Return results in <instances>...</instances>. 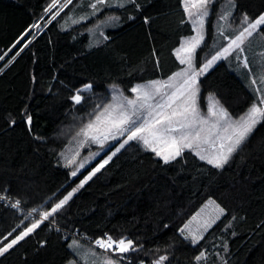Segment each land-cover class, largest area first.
Returning <instances> with one entry per match:
<instances>
[{"label": "trees", "instance_id": "trees-1", "mask_svg": "<svg viewBox=\"0 0 264 264\" xmlns=\"http://www.w3.org/2000/svg\"><path fill=\"white\" fill-rule=\"evenodd\" d=\"M64 1L46 13L52 0H0L2 51L37 20L46 23L18 55L25 39L11 52L15 58L0 74L3 243L42 219L116 147L112 144L75 177L62 159L74 133L112 99L113 85L132 94L140 82L169 78L183 67L176 49L195 31L183 0H136L138 8L110 5L70 26L64 25L70 15L92 9L72 0L52 20ZM234 5L229 0L210 5L204 41L195 54L197 67L227 43L218 30L221 15L231 10L228 30L234 36L242 14L255 19L264 12V0H234ZM108 18L106 36L95 40L92 26ZM256 35L264 37V27ZM235 66L230 58L218 61L200 77V89L203 102L213 94L239 116L256 103L257 93L247 72ZM89 84L81 103H75L72 97ZM29 115L30 126L25 122ZM210 198L225 213L193 244L180 229ZM9 199L19 200L21 207ZM106 235L132 240L137 250L127 254L137 263L154 264L166 256L163 264H249L264 246V122L222 169L191 150L164 163L142 142L130 141L53 217L0 256V264H67L75 258L72 238L89 243ZM201 253L206 258L197 261Z\"/></svg>", "mask_w": 264, "mask_h": 264}, {"label": "snow or ice", "instance_id": "snow-or-ice-1", "mask_svg": "<svg viewBox=\"0 0 264 264\" xmlns=\"http://www.w3.org/2000/svg\"><path fill=\"white\" fill-rule=\"evenodd\" d=\"M59 2L60 0H52L51 5L45 9V12H50ZM71 3L72 0H66V3L61 5V10ZM125 3H132L135 7H139L136 0H120L119 6L122 7ZM213 3H215V0H183L185 12L194 26L196 36L185 40L184 44L177 49L178 59L182 65H185L181 71L175 73L166 82L151 81L148 84L133 87L131 91L136 94L135 99H128L119 95L113 96L112 99L115 103L108 104L94 122H89L81 129L79 135L101 145L109 136L116 139L117 134L120 136L126 134V138L119 144L115 152H112V155L104 159L102 163H99L84 177L78 188H82L84 184L91 180L111 160L112 156L130 141L142 142L146 149L151 150L157 156H162L164 163H169L171 160L182 156L185 150H191L200 160L222 169L228 163L231 155L245 142L256 126L264 122V96H257L258 103H253L238 119H233L228 111L220 105L219 101L211 96L207 98L212 101L208 106L207 116L201 114L199 108L200 77L216 62L222 59L226 60L234 53L235 58L240 60L245 51L243 46L246 41L254 34L259 33L261 28L264 27V13H261L255 19L249 17L246 13L242 14L240 27L236 34L233 37H225L227 40L226 46L217 50L215 54L211 55L197 68L195 54L204 41L205 22L210 15V5ZM98 5L110 6V0H95V3H91V8L94 10L93 14L98 10ZM229 5L234 8V0H229ZM59 15L60 12L57 11L51 19L55 20ZM230 15L231 13L221 15L219 19L227 21ZM39 27V23H34L31 26L35 29ZM218 30L219 34L223 36L224 26L221 25ZM18 54L19 52L16 53V55ZM2 59L3 56H0V60ZM243 64L244 67H248L247 57H244ZM259 80L264 85V72L260 74ZM256 83L255 79L251 81L252 86ZM91 87L90 84L85 85L80 92H87ZM253 91L256 94L261 89L254 87ZM80 92L72 97L77 104L81 103L82 100ZM101 116L106 117L103 129L98 126L101 122ZM31 119L30 115L26 117L25 122L29 126L31 125ZM9 123L15 124V121H9ZM78 154L77 152L66 158L69 166L76 163ZM84 167V163H79L77 169L71 172V176L75 177L78 170ZM78 188H74L54 207H51L50 211L44 212L42 219L32 223L30 227H26L9 242L3 243L0 241V256H4L10 249L39 228L44 221L53 217L78 191ZM3 198L5 197L0 195V199ZM19 203V201H16L12 206L19 207ZM223 211L222 208L217 206L214 210L215 214L205 219L198 229L193 231L190 225L186 224L180 229L181 234L186 233L185 239H189L193 244L199 243L203 239L202 231L210 228L216 219L223 214ZM9 236H12L11 232L4 237V240H8ZM95 244L105 252L111 251L118 254L137 250L132 240H114L107 235L96 239ZM75 245L76 242L73 241L69 246L74 247ZM205 258L204 253H201L196 257V260L200 261ZM165 260H167V257L161 256L154 264H163ZM105 264H114V261L109 258Z\"/></svg>", "mask_w": 264, "mask_h": 264}, {"label": "rangeland", "instance_id": "rangeland-1", "mask_svg": "<svg viewBox=\"0 0 264 264\" xmlns=\"http://www.w3.org/2000/svg\"><path fill=\"white\" fill-rule=\"evenodd\" d=\"M113 1L114 0H110V5H113L114 4ZM76 2H78V5H80V4L81 5L86 4V5H88V7H90V9H92L91 8V3H95V0H78ZM65 3H66V0L62 3V5L65 4ZM67 7H64V8H67ZM105 7H106L105 5H98V10L95 11V14H93V11H94L93 9H92V12H90V13H88L87 11H81L79 14L78 13H76V14L73 13L72 15L69 16V18L67 20V23L64 24V25L65 26H70V25H73L74 23H77L79 21L86 20V19L90 18V16H93V15L98 14ZM58 11H61V7L58 9ZM193 11H195V10L193 9ZM230 12H231V10L227 11L225 14H228ZM229 18H230V16H229ZM111 21H112V19H109L108 18L107 20H105V22L103 20V21L97 23L96 25L92 26L93 27L92 28V34L95 37L98 38L102 32L103 33L105 32L106 28L108 27V25L110 24ZM40 22L41 21H39V20L36 21V23H39L40 24V27L38 29H40L41 26L44 25V24H42ZM221 25L224 26V34H225V32L228 29V26L230 25L229 24V19L227 21H223L222 20ZM38 29H35V30H38ZM99 32H101V33H99ZM193 36H196V31H194V33L191 34V35L185 36L183 38V41H182L181 45L177 49H179L184 44L185 40H187V39H189V38H191ZM204 37H205V29H204ZM253 41H256V40H250L249 43H251ZM177 49H176V54H177ZM232 59H235L234 56L232 57ZM195 65H196V60H195ZM184 67H185V65H183L182 68H180L179 70H177L176 72H174L170 77H172L175 73L181 71ZM196 67H197V65H196ZM197 68H199V67H197ZM210 69H208V70H210ZM169 78H166V79H152V80H147V81L140 82V83L136 84L135 86H137V85H145V84H148L151 81H160V82L163 83V82L168 81ZM113 87L114 88H113L112 98H113V96H117V95L122 96V97H127L128 99H135V97H136V94L135 93L132 92V94H128L120 85H117L116 84V85H113ZM78 92H80V91H78ZM80 94H81V96L83 98L82 92H80ZM210 96L211 97H214L216 100L219 101V99L215 95L208 94L205 97V102H203V100H201V89H200L199 108H200V111H201V114L202 115L207 116L208 106H209L210 103H212L211 100L207 99ZM112 103H115V101H113V99H111L101 109V111L93 119H91L90 121H88L87 123H85L78 131H76L74 133L73 137L69 140V142H68L65 150L62 152L63 162L66 165H68V166H69L68 159H66V158L73 156L77 152L79 153L76 156V163L70 165V167H73V171H74V170L77 169V165L79 163H84L85 164V167L82 168V169H79L78 172H77V174L79 172H81L83 169H85L92 162H94L103 152H105L108 149V147H110L114 143H117L116 147L105 158H103V160L104 159H107L108 156L112 155V152H115L116 148L119 147V144L126 138V134H125V136H120L119 134H117V138L116 139H113L111 136H109V138L104 141L103 145H101V144H98V143H95V142L91 141L90 139H86L82 135H79V133L81 132V129H83L89 122H94L96 120V117L97 116H100V114L103 112L104 108L108 104H112ZM219 103H220V105H222V103L220 101H219ZM256 103H258V100L256 101ZM228 113L230 114V116L233 119H238L241 116V115H239V116L232 115L229 111H228ZM105 120H106V117L105 116H101V122H100V124L98 126L100 128H102V129L105 127ZM159 157L163 158L162 156H159ZM102 161L100 163H102ZM210 202H214V203H210ZM217 206L219 208H222L216 202V200H214L212 198L209 199L208 201H206V203L195 214H193L189 218V220L185 223V225L186 224H189L190 225V228L193 231H195L196 229H198L200 227L201 223L205 219L209 218L210 215H214L215 214L214 213V210L217 208ZM221 215L219 216V218L221 217ZM194 217H195V219H193ZM218 219H216V221ZM206 231H202V235H204V233ZM73 241L76 242V245L74 247H71L73 249V251L75 252V258H73L72 260H70L67 264H105V262L109 258H111L112 261H114V264H132V263L135 264L136 263L133 260V257L130 256L129 254H127V253H126L127 255H125V254L113 253L111 251L105 252V250L100 249L95 244V241L94 240H91V242L87 243V242H84V241H82V240H80L78 238H72L71 241H70V244H72ZM128 260H130L132 263H130ZM259 263H264V246L262 248H260V250H258L255 253L253 259L249 262V264H259Z\"/></svg>", "mask_w": 264, "mask_h": 264}, {"label": "crops", "instance_id": "crops-1", "mask_svg": "<svg viewBox=\"0 0 264 264\" xmlns=\"http://www.w3.org/2000/svg\"><path fill=\"white\" fill-rule=\"evenodd\" d=\"M113 5H117L118 3H120V0H114L113 1ZM264 13V12H263ZM190 20V19H189ZM230 30L227 29V31L225 32L224 37H233V35L230 36L229 34ZM101 33V32H99ZM93 35V34H92ZM106 36L105 32L101 33L100 36L97 38L93 35L94 39L97 40V41H100L101 39H103L104 37ZM184 38V37H183ZM250 40H256V41H253L251 43H249ZM183 41V40H182ZM181 45V44H180ZM244 53L242 54V57L240 60H237L235 58V54L234 55H231L228 57V59H232V57L234 56L235 59H232V63L234 65H236L235 67H237V69H240V70H244L247 72L248 74V79L251 83L252 80H256L257 83L252 86L253 88H259L261 89V91L259 93H257V96H264V85H262L260 83V80H259V76L262 72H264V37L260 36V35H256L254 34L252 37H250L246 43L244 44ZM244 57H247V64H248V67H244V64H243V60H244ZM217 63V62H216ZM211 199V198H210ZM208 201V200H207ZM217 202V201H216ZM218 203V202H217ZM219 204V203H218ZM220 205V204H219ZM221 206V205H220ZM222 207V206H221ZM222 209L224 210V208L222 207ZM225 213V210L223 211V214L221 215V217L224 215ZM220 217V218H221ZM219 218V219H220ZM218 219V220H219ZM217 220V221H218ZM217 221L213 224L215 225L217 223ZM212 225V226H213ZM211 226V227H212ZM184 227V226H183ZM182 227V228H183ZM208 228V230L204 233V235L211 229ZM186 235V233H185ZM203 235V237H204Z\"/></svg>", "mask_w": 264, "mask_h": 264}, {"label": "built area", "instance_id": "built-area-1", "mask_svg": "<svg viewBox=\"0 0 264 264\" xmlns=\"http://www.w3.org/2000/svg\"><path fill=\"white\" fill-rule=\"evenodd\" d=\"M39 21H40V19H39ZM36 23V22H35ZM46 25V23L44 24V25H42L41 26V28L40 29H38L39 31L44 27ZM30 29H31V31H33L34 32V34H32V36L30 37V38H28L27 40H26V37H27V35L29 34V33H32L31 31H27L20 39H19V41H17L10 49H8V50H5V51H2L1 49H0V56H3V59L2 60H0V74L8 67V65L13 61V59H12V57H14L15 58V56H13L12 54H11V52L22 42V41H24V39H25V42H24V44L21 46V48L22 49H24L28 44H29V41H31L33 38H34V36L39 32L38 30H35V28H31L30 27ZM26 45V46H25ZM21 48L19 49V53L21 52ZM16 201H19V200H17V199H15V200H11V199H9L8 200V202L11 204V205H13ZM20 202V201H19ZM19 207H21V202L19 203ZM19 207H16V208H19ZM130 263H132L130 260H128ZM133 264V263H132ZM135 264H144V263H135Z\"/></svg>", "mask_w": 264, "mask_h": 264}]
</instances>
